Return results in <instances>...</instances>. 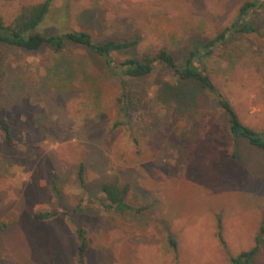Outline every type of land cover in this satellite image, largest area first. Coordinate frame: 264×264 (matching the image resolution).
<instances>
[{
	"label": "rangeland",
	"instance_id": "rangeland-1",
	"mask_svg": "<svg viewBox=\"0 0 264 264\" xmlns=\"http://www.w3.org/2000/svg\"><path fill=\"white\" fill-rule=\"evenodd\" d=\"M42 1L0 0V18L9 24ZM249 1L56 0L38 32L137 40L112 55L118 67L161 50L182 63ZM257 1L245 18L256 31L228 34L203 67L243 123L263 133L264 0ZM127 81L128 116L120 79L86 49L0 46V114L16 143L0 140V264H78V228L88 240L85 264H229L255 246L264 226V151L244 139L234 144L214 96L165 65ZM105 182L127 187L126 202L139 211L107 210ZM46 212L58 216L34 218ZM251 264H264V241Z\"/></svg>",
	"mask_w": 264,
	"mask_h": 264
},
{
	"label": "trees",
	"instance_id": "trees-1",
	"mask_svg": "<svg viewBox=\"0 0 264 264\" xmlns=\"http://www.w3.org/2000/svg\"><path fill=\"white\" fill-rule=\"evenodd\" d=\"M56 0H43L41 3L25 9L13 22L7 24L0 18V46L7 48H18L26 51H38L43 47H50L55 54H59L67 43L77 45L86 49L91 54L100 58L107 71L120 79L122 89V99H120L121 110L125 115H129L131 92L128 79H139L151 75L156 65L162 64L169 68L175 77L185 83H193L195 87L214 96L219 107L226 113L228 120V130L234 144L238 140H246L252 147L264 151V132L245 125L238 113L234 110L231 103L224 98L218 91L210 77L204 70V63L212 53L214 48L226 40L228 34H251L256 29L245 18L257 6V0L246 2L240 9L238 19L232 26L223 30L218 36L205 44L196 43L188 52L186 59L178 63L174 56L166 50H161L155 55H146L142 58L131 56L118 67L112 55L128 53L133 50L138 41L135 40H107L103 43L95 42L92 35L86 31L67 32L57 36H44L38 32L40 25L46 20L51 12V7ZM121 69V71H118ZM0 140H3L9 147L16 145L11 127L4 116L0 114ZM84 166H80L79 180L84 183ZM52 191L56 198L61 200V191L57 186L56 179L51 182ZM101 193L103 197V206L110 211L129 212L139 211L126 202L128 192L127 187H121L117 182H105L101 184ZM57 212L38 213L35 219L47 221L57 217ZM78 264H85V254L88 248L86 231L78 228ZM217 237L220 242L226 246L223 237L222 219L219 217L217 222ZM264 241V226H261L259 233L255 238V246L239 253L237 256H229V264H251L253 258L258 253L261 243ZM169 248L176 253V241L169 237Z\"/></svg>",
	"mask_w": 264,
	"mask_h": 264
}]
</instances>
